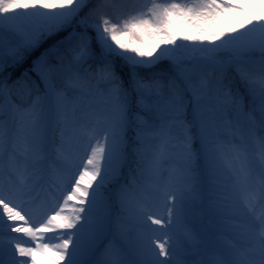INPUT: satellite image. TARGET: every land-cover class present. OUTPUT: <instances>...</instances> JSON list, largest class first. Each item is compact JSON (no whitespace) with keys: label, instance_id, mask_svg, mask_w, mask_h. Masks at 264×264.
<instances>
[{"label":"snow or ice","instance_id":"obj_1","mask_svg":"<svg viewBox=\"0 0 264 264\" xmlns=\"http://www.w3.org/2000/svg\"><path fill=\"white\" fill-rule=\"evenodd\" d=\"M74 24L83 31L64 38L67 63L50 62L51 50L33 61L43 95L37 89L17 103L0 81V177H7V185L0 180V264H192V242L202 240L186 226L197 159L222 180V196L212 212L215 231L195 264H264V0H0V73ZM93 39L102 66L90 73L84 65L96 57ZM194 54L221 73L234 67L244 92L187 69ZM165 59L175 75H141ZM96 93L104 107L88 105L82 123L81 101ZM53 117L76 135L69 155L62 133L49 166L43 134ZM130 131L138 155L149 139L156 144L151 192L141 190L134 202L126 189L118 193L123 207L134 206L139 259L108 245L94 261L110 223L108 185L127 163ZM174 133L185 164L166 169ZM49 168L51 202L40 194ZM179 224L183 232L174 233ZM156 232L165 233L162 242Z\"/></svg>","mask_w":264,"mask_h":264},{"label":"rangeland","instance_id":"obj_2","mask_svg":"<svg viewBox=\"0 0 264 264\" xmlns=\"http://www.w3.org/2000/svg\"><path fill=\"white\" fill-rule=\"evenodd\" d=\"M258 14V13H257ZM88 34V33H87ZM5 39L7 42H12L11 37L9 36L8 33H5ZM188 43V42H187ZM70 45V44H69ZM69 45H66L65 47L69 48ZM163 47V46H161ZM70 52V49H69ZM71 54V53H70ZM69 54V55H70ZM69 55H67L69 57ZM169 61V60H168ZM68 62V58H66L65 63ZM172 63L171 61H169ZM54 63V62H52ZM85 67V65H84ZM185 67L189 69L190 71H195L197 73H202L206 74L209 76H215L217 78L224 79L226 76L220 75L218 73H213L207 69L202 68V66L196 64L195 62H191L190 64H185ZM235 70V68H234ZM2 74V78H0V81H9L11 72L10 70H6ZM171 77V76H170ZM169 76L166 75H160L157 77V79H168ZM146 80H150L148 78H145ZM32 84L31 86H24L22 89V93L19 94V98L21 99V102H24L28 99L29 93L31 92L33 95L36 94L37 89H39V93L43 95L44 93V82L40 79V77L37 75V73L34 71L33 76H31ZM8 83V82H7ZM9 83H11L9 81ZM225 83H228L225 81ZM232 87L233 91H236V87L232 84H230ZM240 92H244V87L242 85V89H238ZM105 103V98L101 96L99 93H96L94 96L91 97H84L83 100L81 101V105L84 107V112H79L78 111V116L82 117L81 122L85 123L86 120L83 119L84 113H90L91 109L88 107V105H91L92 108L95 110L99 111L103 109ZM190 119V117H189ZM61 124L63 123H58L55 121V118L53 117L52 120L48 122V124L45 127L44 130V145L46 147V155L48 157L47 164L51 166L53 164V161L55 160V150L57 147H59L61 143V138H62V133H63V138L65 141V148L67 153L70 155L71 152L73 151L75 145L73 143V137L76 135L75 130L67 126L64 128L63 131H61ZM51 128V140L49 139V130ZM177 134L174 133L173 137L169 138V143L166 149L167 152V164L165 165L166 169L170 168H176L180 169L184 167L185 164V158L183 156V149L180 146V141L175 138ZM151 141V139H149ZM198 147V144L196 145ZM152 160V157L146 162V165L144 166V176L142 177L141 184H132V187H126L124 185L118 187V188H113V193L111 194V197L115 198L116 204L118 206L119 213H118V222H117V230L119 235L122 237L123 241L125 242L126 246H116V248H121V249H126L128 252L131 254V258L133 259H139L138 256L135 255V252L139 249L140 246V241L136 239V232L138 229V225L135 221V215H134V206L129 209L128 212L123 213L125 208L128 207H123L121 205V201L119 198V191L120 189H126L129 193V198L131 201H135V198L140 195L141 190H147L148 192H151L152 185L154 181L157 179L153 175V173L150 170V162ZM200 165H202V161L198 159ZM125 171V168L123 167L121 170L120 176L123 175ZM127 171V170H126ZM197 172V171H196ZM52 179H54V174L51 171V168L46 172L45 174V183L43 185L44 190L40 193L41 197L47 196L48 201L51 202L52 200V195L56 192V188L51 182ZM165 179H167V176H165ZM0 180H2L5 185H7V177L6 175L4 177H0ZM207 188L208 190V204L205 207V210L208 211V217L204 214L203 211V199H201V190L202 188ZM222 180L218 179L216 176H214L211 172L205 170V174L203 177L199 176V173L197 172V181L195 185V191L190 195L187 203L189 205V215H188V223L187 227L191 228L194 231H199L201 234L202 238L205 234L203 232V229L205 227L207 230L211 233L215 231V217L212 214L213 210L215 209V206L220 202L221 196H222ZM39 191V189H38ZM136 194V196H134ZM154 203L156 204V210L159 211L161 214L166 215V211L163 208V204L159 200H155ZM41 213H37V218H39ZM207 217V219H206ZM156 227V226H153ZM185 228L184 224H179L176 225L175 228L173 229L174 233H182ZM10 235H17L15 233H10ZM155 237H160L161 242L165 238V233L164 232H156L152 234ZM105 238V237H104ZM201 240H196L192 242V247L191 251L195 250L196 246H198L199 242ZM7 259V257H5ZM104 259V256H103ZM161 259H163L161 257Z\"/></svg>","mask_w":264,"mask_h":264},{"label":"trees","instance_id":"obj_3","mask_svg":"<svg viewBox=\"0 0 264 264\" xmlns=\"http://www.w3.org/2000/svg\"><path fill=\"white\" fill-rule=\"evenodd\" d=\"M75 31L77 34L83 31V28L80 27L78 24H74L69 28L64 29L61 31L55 38H50L47 41H45L36 51H34L27 60L24 61L23 64L19 65L18 67L12 68V67H6V70H10L11 72V83L7 86L12 89V95L15 98L17 102L20 101L19 94H21L23 91L22 89L24 86H28L32 84L31 76H33L34 71L33 68V61L36 60L41 53H44L46 50H51V54L49 56L50 62L57 63L59 60V57L69 58L67 55L69 54L70 49V43L68 41H65L64 38L68 37L70 33ZM88 32L90 35L94 38L95 33L92 29H88ZM57 41H64L63 44L59 48H53V45L57 43ZM179 42V41H178ZM11 43V42H10ZM187 43V42H186ZM66 45H69V48L65 47ZM92 47L94 51L96 52V57L92 60H89L86 65V69H89L90 73L95 72L97 69H99L102 66V58L99 55V46L96 44L95 39H93ZM159 49H157V52ZM195 55V54H194ZM191 59H186L185 64H190ZM117 66L118 71L120 67H123V62L117 58ZM141 75L144 78L152 79L157 78L160 75H166V76H173L175 75V68L172 63H170L167 59L160 61L156 65L150 67V68H143L140 70ZM24 73H27V76L24 75ZM1 75V74H0ZM123 75V73H122ZM125 79L127 77L125 76ZM17 81H20L19 84H17ZM224 81L228 82L229 84H232L236 87V89H242V84L239 81V77L236 75L235 70L233 72H229L226 74V77L224 78ZM127 86V85H126ZM21 92V93H20ZM66 127L65 124L61 125L62 130ZM129 143L131 142L133 145V151L137 147L135 139H134V133L129 132ZM156 144L151 143L147 144V146L144 145L142 149V153L138 155L134 151V162L133 165L128 173L127 179L123 182L124 185L130 186V183L132 182V179L136 180L137 182L141 181V177L143 175V170L146 161L149 157H151L152 152L155 148ZM197 161L195 162L194 167L197 166ZM115 183L109 184L108 189ZM128 209H125V213ZM123 211V213H124Z\"/></svg>","mask_w":264,"mask_h":264},{"label":"water","instance_id":"obj_4","mask_svg":"<svg viewBox=\"0 0 264 264\" xmlns=\"http://www.w3.org/2000/svg\"><path fill=\"white\" fill-rule=\"evenodd\" d=\"M195 62L201 64L203 67L205 68H208L209 70L211 71H214V72H219V71H216L214 69V67L207 61L203 60L202 58H200L199 55H196L195 58H193Z\"/></svg>","mask_w":264,"mask_h":264},{"label":"bare ground","instance_id":"obj_5","mask_svg":"<svg viewBox=\"0 0 264 264\" xmlns=\"http://www.w3.org/2000/svg\"><path fill=\"white\" fill-rule=\"evenodd\" d=\"M62 202V201H61Z\"/></svg>","mask_w":264,"mask_h":264}]
</instances>
